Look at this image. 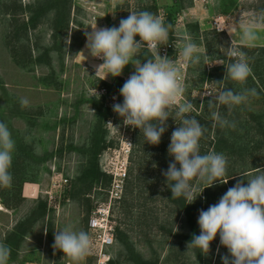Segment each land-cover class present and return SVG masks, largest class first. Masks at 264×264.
Listing matches in <instances>:
<instances>
[{
	"label": "rangeland",
	"instance_id": "rangeland-1",
	"mask_svg": "<svg viewBox=\"0 0 264 264\" xmlns=\"http://www.w3.org/2000/svg\"><path fill=\"white\" fill-rule=\"evenodd\" d=\"M20 1L28 3L32 0ZM152 1L73 0L72 22L60 47L59 39L55 44L51 39L49 20L44 19L31 34V40L38 41L39 47L53 48L49 52L52 66L34 62L27 69L17 66L10 56L4 43L8 20L5 14L0 13V122L8 126L15 142L11 166L18 156V148L26 146L29 156L23 158L29 161L31 168L21 173L28 180L22 183V198L16 207L6 208L0 196V243L39 201H45L47 206L44 216L35 221L8 264H73L69 258L63 257L62 252L52 248L53 231L72 223L76 229L88 233L86 220L91 211L106 204L111 206L116 226L127 232L135 252L144 258L157 264H201L195 249L187 248L189 241L183 235L189 232V228L183 221V214H177L167 205L159 186L150 184V178L154 177L153 168L157 164L154 156L148 150L141 152L145 144L134 141L136 129L123 125L122 119L112 110L114 103L122 102L119 91L100 92L103 87L98 86V78H104L106 69L96 72V66L102 60L91 57L86 49H82L85 33L90 32L92 27L118 26L119 20L125 18L128 12L138 11L141 5ZM154 1L156 14L163 20L167 13L174 15V44L177 34L186 32L200 50V61L180 68V72L185 85L182 98L191 102V99H199L201 107L206 98H211L201 94L214 93L221 86L217 84L218 70L213 71L210 78L201 76V71L205 68L210 73L214 67L226 65L224 63L232 58L227 55L226 48L232 37L233 43L238 39L235 31L238 21L250 16L264 17V0ZM216 3H219V8L214 7ZM261 32L264 35V19L261 20ZM257 46H264V40ZM246 56L250 62L257 57L255 52ZM169 58L177 59L179 67L175 49ZM133 71V66L129 64L122 69L120 76L106 75L104 79L110 84L119 83ZM112 94L116 95V100L109 98ZM101 95L106 96L105 105L110 108L111 116L103 123L108 146L100 152L98 163L100 170L110 176V181L90 184L89 179L80 181L79 177L88 163L90 152L87 150L95 128L96 110L92 99ZM21 97L28 100L27 106L21 107ZM244 107L250 112L242 111L241 118H247L252 123L259 122L261 131L256 130L255 136L263 140L264 96L256 91ZM170 135L166 138L165 147H168ZM25 137H29L27 142ZM212 149L209 147L208 151H214ZM132 151L133 161L130 160ZM226 154L227 173L233 169L239 172L245 163L248 168L261 165L259 168L264 169V142L250 144L242 155ZM24 159L20 158L17 165L26 163ZM140 161L142 170L137 166ZM130 165L134 166L133 173L139 178L133 183L134 192L119 202L111 191L113 183L117 174L124 167L127 172ZM253 171H249L248 175ZM6 191V186L0 187V193ZM222 195L215 189L210 194L215 201ZM88 202L92 210L87 217ZM112 256V259H117L115 264H135L128 257L126 246L116 236ZM202 256L204 262L222 264L221 257H228V253L219 245L217 236L210 243L208 253H202ZM78 264H94V256L87 252Z\"/></svg>",
	"mask_w": 264,
	"mask_h": 264
},
{
	"label": "clouds",
	"instance_id": "clouds-1",
	"mask_svg": "<svg viewBox=\"0 0 264 264\" xmlns=\"http://www.w3.org/2000/svg\"><path fill=\"white\" fill-rule=\"evenodd\" d=\"M128 13L119 20L118 26L97 28L95 25L86 32L85 49L91 57L102 60L96 66V72L106 69L104 78L106 75L120 76L126 65L133 66L134 71L119 89L122 102L114 103L112 110L122 119L123 125L138 129L146 143L159 144L167 128L166 120L172 118L174 110L179 123L172 118L177 124L167 147L172 160L161 174L171 197H182L186 204H191L204 188L227 181L222 180L226 173V156L214 151L201 154L199 141L204 126L195 116L188 115L192 113V102L182 98L185 85L180 68L197 64L201 53L186 32L178 33L174 44L180 62L178 67L177 59L158 54V49L169 38V26L163 19L146 10ZM262 19L264 17L250 16L238 21L237 42L233 43L232 37L226 48L227 55L233 59L227 65L223 64L224 77L229 80L243 84L249 77V58L240 46L254 48L264 40ZM145 48L153 55L141 63L138 54ZM255 95V89L233 91L223 85L214 93L201 94L211 97L207 102L209 106L218 109L223 105L229 111ZM19 103L25 107L28 100L21 97ZM212 119L221 129L235 127L234 122L219 111H213ZM28 139L25 137L26 142ZM14 147L8 126L0 122V187L11 183ZM201 184L206 186L201 188ZM197 225L199 234L192 235L187 248L207 254L210 243L218 236L219 245L228 253V257H221L222 264H264V169L256 168L246 180L227 188L215 204L199 210ZM91 245L89 234L76 229L72 223L53 231L52 248L62 252L73 264H78ZM9 252L8 246L0 243V264H7Z\"/></svg>",
	"mask_w": 264,
	"mask_h": 264
},
{
	"label": "trees",
	"instance_id": "trees-1",
	"mask_svg": "<svg viewBox=\"0 0 264 264\" xmlns=\"http://www.w3.org/2000/svg\"><path fill=\"white\" fill-rule=\"evenodd\" d=\"M73 6V0H32L28 3H22L20 0H0V13L5 14L8 20L4 43L9 50L11 58L17 66L27 69L30 64L34 62H45L48 66H52L49 52L53 48L50 46L39 47L38 41L33 42L31 40L32 31H35L44 19L49 20L51 39L54 41V44L57 42V39H59L60 47L62 39L67 35L70 23L72 22ZM140 10H146L156 14L157 6L155 1L153 0L150 4L146 3V5H141L138 11ZM163 21L169 26L168 40L171 41L175 38L173 28L174 15L171 14V12L167 13ZM240 47L246 54H249V52L250 54L255 52V56H257L254 61H249L251 73L245 83L238 84L229 80L227 76L224 77V66L214 67V69L210 71L211 74L204 68L200 74L205 78L206 76H209L210 78L212 77L213 71L218 70L220 73L217 80V82H220L219 84L217 83L218 86L223 85V87L231 88L233 91H241L245 88L255 89L258 94L264 96V46H256L254 48ZM35 52L37 53L35 54ZM170 52L172 53V51ZM138 56L141 59V63H143V59L152 58V53L150 50L145 48L141 49ZM223 59L226 60V57H223ZM232 59L233 58L229 61L227 60L224 64L227 65V63H229ZM207 73L208 75H206ZM98 80V86L106 88L108 93L119 91L120 87L124 83V81H121L119 83L110 84L105 79L98 78ZM105 98V95H101L100 97L92 99L96 110V122L93 136L91 137V146L88 147L87 150L90 152L88 163L85 165L79 177L80 181L89 179L90 184H98L101 180L107 183L110 181V176L100 170L98 163V156L100 152L108 146L106 138L107 130L103 128V123L111 116V113L110 108L105 105ZM210 99L211 98H206L201 107L199 99H191L194 110L189 116H195V118L204 126L203 135L199 141L201 154L206 153L209 147H211L214 152L222 153L224 155L225 153L242 155L248 150L250 144L255 142H264V139H258L255 136L256 130L261 131L260 123H257V121L252 123L247 118H241L240 114L242 111H246L248 113L250 112L248 109H245L244 104L234 106L230 111L223 105L217 109V111L219 110L221 114L225 115L227 119L235 124L234 128L221 129L212 119V113L213 111H216V107L209 106L207 104ZM172 118L176 123H179V120L174 115V110L172 112ZM172 118H168L166 120L167 128L161 135L158 145H150L146 143L143 135L140 134L138 129L135 131L134 141L145 144L141 152L146 153L148 150L151 155L154 156V160L157 164H155V167L153 168L154 177L150 178L153 184L152 182H150V184H156L155 187L159 186V192L164 197V201L167 205L171 206L177 214H183V221L189 228V232L183 236L185 240L190 241L193 234H199V228L197 225L198 211L206 210L209 205L217 202L210 196L212 191L215 189V191H219L224 194L227 188L233 186L237 181L243 182L244 179L246 180L250 176L248 175L250 174L249 171L255 170L256 168L261 167V165H251L252 167L248 168L246 165L247 163H245L240 167L239 172L233 171L234 169L228 173L226 172L225 177L222 178V180L227 179L226 183H214L211 187L204 188V192L197 196L191 204H186V201L182 197H171V193L165 184V178L161 174V171L166 170L168 163L172 160V158L167 154V147H165L166 138L171 134V131L177 127V124L174 123ZM168 130H170V132H167ZM26 148V146L18 148V156L15 163H13L10 167V173L12 176L11 183L6 186L7 191L4 194L0 193V196L2 195V203L6 208H14L21 201L22 183L28 180V177H23L21 173L31 169L29 168V161H26L23 158V156L28 155V148L27 150ZM20 158L26 161V163L22 166L17 165L20 162ZM130 160H134L133 151L131 153ZM141 161L139 163L137 162V166L138 169L142 170L143 167H141ZM128 167L129 168L124 177L122 196L120 197V200H117L119 202L126 200L127 197H129V194L134 192L133 183L137 182L136 180L139 178V176L133 173L134 166L130 165ZM76 182L77 180L75 183ZM46 207L45 201H39V203L29 211L28 215L24 219L20 220L15 225L14 229L6 235V239L3 243L6 244L10 250L7 264L16 255L19 244L23 240L24 236L29 232L35 221L39 217L44 216L46 213ZM91 210L92 205L88 202L86 206L87 217ZM162 223L163 222H161V225ZM115 236L122 242L123 245L126 246L127 255L135 262V264H157L156 261L146 259L139 253L135 252L132 247L133 245L129 242V235L118 226L115 227ZM195 251L197 259L201 264H210L208 260L204 262L205 258L203 259L202 253L198 249H195ZM115 263H117V259H112L109 264Z\"/></svg>",
	"mask_w": 264,
	"mask_h": 264
},
{
	"label": "built area",
	"instance_id": "built-area-1",
	"mask_svg": "<svg viewBox=\"0 0 264 264\" xmlns=\"http://www.w3.org/2000/svg\"><path fill=\"white\" fill-rule=\"evenodd\" d=\"M194 1H206V0H194ZM174 49V41L167 40L165 45H162L158 49V54L161 56L170 57L171 52ZM151 51V50H150ZM152 53V51H151ZM153 55V54H152ZM101 93L106 92V88L100 89ZM111 100H116V95H109ZM126 175V168L117 174L113 183L114 198L120 199L124 177ZM65 181V180H64ZM115 227L116 222L112 214V209L109 204L99 205L93 209L87 220V228L90 239L92 241L90 254L94 256V264H109L112 260V247L115 243Z\"/></svg>",
	"mask_w": 264,
	"mask_h": 264
},
{
	"label": "crops",
	"instance_id": "crops-1",
	"mask_svg": "<svg viewBox=\"0 0 264 264\" xmlns=\"http://www.w3.org/2000/svg\"><path fill=\"white\" fill-rule=\"evenodd\" d=\"M214 7H217V8H219V3H216L215 5H214ZM214 9V8H213ZM210 11L212 12V9L210 8ZM82 49H85V42H84V44H83V46H82Z\"/></svg>",
	"mask_w": 264,
	"mask_h": 264
}]
</instances>
